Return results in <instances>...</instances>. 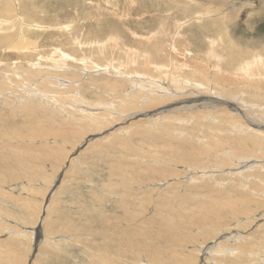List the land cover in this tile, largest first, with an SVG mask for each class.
Returning a JSON list of instances; mask_svg holds the SVG:
<instances>
[{
  "label": "rangeland",
  "instance_id": "obj_1",
  "mask_svg": "<svg viewBox=\"0 0 264 264\" xmlns=\"http://www.w3.org/2000/svg\"><path fill=\"white\" fill-rule=\"evenodd\" d=\"M263 3L0 0V264H157L142 237L178 258L170 263L264 264ZM59 55L68 67L53 62ZM163 77L194 96L198 82L212 101L169 120L180 112L171 99L151 109L155 126L120 131L149 119L127 122V110L161 95L154 86L139 108L123 106L138 91L131 81ZM97 114L106 128L91 124ZM229 200L237 207L225 211ZM208 207L215 222L202 216ZM217 242L234 253L202 252Z\"/></svg>",
  "mask_w": 264,
  "mask_h": 264
},
{
  "label": "bare ground",
  "instance_id": "obj_2",
  "mask_svg": "<svg viewBox=\"0 0 264 264\" xmlns=\"http://www.w3.org/2000/svg\"><path fill=\"white\" fill-rule=\"evenodd\" d=\"M206 2V1H205ZM5 4H7L6 3V1L4 2ZM264 4V3H263ZM18 17V16H17ZM7 19H5V20H0V24H6L7 23ZM14 21V20H13ZM11 22V21H10ZM22 22V21H21ZM185 22V21H184ZM24 25V24H23ZM27 26V25H26ZM36 27V26H35ZM252 29V28H251ZM254 29V28H253ZM2 33V32H1ZM18 36V35H17ZM14 37V36H13ZM12 39V38H11ZM113 39V38H112ZM260 40V39H259ZM5 41H7L6 40V36H0V42H2V43H5ZM19 41H24V39L23 38H20L18 41H17V43H16V46H17V44H18V42ZM209 41H210V43H209V45H210V50H209V52H213L214 53V51H212L213 49H212V46H214V44H215V40L214 39H212L211 37H210V39H209ZM26 42H27V45H28V47H31L30 45H31V43L30 42H28V39L26 40ZM252 42V41H251ZM106 46V45H105ZM99 48V47H98ZM248 51V50H247ZM59 52H61V54L62 55H64L65 56V54L68 56V58H70L71 59V57L67 54V53H65V52H62L61 50H59ZM208 54H210V53H208ZM54 55V54H53ZM134 55V54H133ZM58 56V55H57ZM210 56V55H209ZM259 56V55H258ZM257 56V57H258ZM42 57V56H41ZM59 57L60 58H53V62L55 63V64H57V65H59L61 68L63 67V68H65V67H68L69 65L67 64L68 63V61L69 60H67L66 58H64V57H62V56H60L59 55ZM211 57H213V56H211ZM86 57H84V56H81L79 59H81V61H83L84 59H85ZM149 59H150V57H148ZM47 59H48V57H47ZM46 59V60H47ZM73 59V58H72ZM254 59H256V58H254ZM51 60H52V58H51ZM74 61L76 60V59H73ZM90 60V59H89ZM250 61V60H249ZM84 62V61H83ZM85 62H87V58L85 59ZM39 63V62H38ZM148 63V62H147ZM87 64H89V63H87ZM87 64L85 65V66H87ZM90 64H91V62H90ZM93 64V63H92ZM261 64V63H260ZM249 64H247V65H244V67L243 68H241L240 69V72L241 73H245V72H248L249 70H250V65L248 66ZM95 66V65H94ZM185 67V66H184ZM57 68H58V66H57ZM155 68V67H154ZM162 68V67H161ZM67 69V68H66ZM69 69V68H68ZM88 69H91L90 67L88 68ZM87 69V70H88ZM95 69H96V67H95ZM185 69H187L186 67H185ZM101 70V69H100ZM156 70H160V69H156ZM163 70V69H162ZM165 72V71H164ZM160 73H162V75H165V76H167V77H169V79L171 80V79H173V77H174V75L171 73V72H169V73H163L162 71L160 72ZM135 74V73H134ZM137 74V73H136ZM180 74V73H179ZM138 77H140L139 75H137ZM161 76V75H160ZM47 77V76H46ZM130 78V77H129ZM135 78V77H134ZM141 78V77H140ZM164 78V77H163ZM165 79L166 78H164L163 80H164V83H162L161 84V86L158 84V82H156V80H151V81H149V80H142V79H135V80H133V81H131V83H132V87H133V90H138V91H135V92H133L132 93V97L130 98V99H128L127 101H125V102H123V106H126V105H128V106H132V107H130V108H132V109H137V108H139V107H137L136 106V104H137V102H140L139 100H138V95H141L140 93L142 92V91H145V92H150V90L151 89H154L153 87L154 86H156L155 88H157L158 90V92L161 94L160 96H159V94H157V96L155 97V95H154V97H148V99H145V100H142L143 102H141L142 103V107H145L146 108V110H140V111H134V112H128V110H127V112H126V114L127 115H125V117H124V119H125V121H127L128 122V120L129 119H131V118H133V117H136V116H138V115H141V116H144V118H149V119H147V120H144L143 122H138V121H136V122H132V123H130L128 126H125V127H123V128H119V130L121 131V130H123V129H128V131L127 132H129V130H132V129H135V127H138V125H140V124H142L143 123V125L145 126V125H149V126H155V124L158 122V119L156 118V117H150V116H152V111H151V109H153L154 107H156V104H161V103H163V102H165V103H168L167 101H169V100H171L172 99V101H171V103H173L172 105H174L173 106V108L175 107V109H178V110H180V112L178 111V112H176L177 110H173V111H171L170 113H169V115H168V119L169 120H172V117H174V116H179V117H181L180 115V113H181V111L182 110H189L191 113H194V111H196V109H197V107H198V105L199 104H201L202 102H206V101H209V102H211L212 100L211 99H209V100H207V99H205L204 98V94H203V91H202V93H200L199 91H201L202 89H203V85L202 84H200V83H198V82H194V83H192V89H194L193 91H198V93L197 94H199V95H193L194 93L193 92H189V93H185V94H182L181 93V88H178V89H173V88H171V85H169L170 83H168V82H166L165 81ZM182 78H180L179 80H181ZM225 79H226V77H225ZM167 80V79H166ZM172 81H174V80H172ZM178 81V80H177ZM185 81V80H184ZM129 82V81H128ZM160 82V81H159ZM189 82V81H188ZM27 83V82H26ZM71 83V82H70ZM190 83V82H189ZM172 84V83H171ZM184 84H186L187 85V81L184 83ZM185 85V86H186ZM256 86V85H255ZM51 87V86H50ZM184 86H182V88H183ZM186 88V87H185ZM207 88H209V87H207ZM251 88V87H250ZM184 89V88H183ZM156 90V89H155ZM210 90V89H209ZM132 91V90H131ZM20 92V91H19ZM148 92V93H149ZM155 92V91H154ZM185 92H187V91H185ZM10 93V92H9ZM153 94V93H152ZM154 94H156V93H154ZM206 94V93H205ZM43 95V94H42ZM9 96V95H8ZM126 96V95H125ZM153 96V95H152ZM213 96V95H212ZM211 96V97H212ZM40 97V96H39ZM210 97V96H209ZM21 99V98H20ZM39 99V98H38ZM8 100V99H7ZM75 100V99H74ZM211 100V101H210ZM52 101V100H51ZM54 101V100H53ZM11 104V103H10ZM215 104H217V102L215 103ZM162 105V104H161ZM209 105H211L210 103L208 104V106ZM218 105V104H217ZM160 106V105H159ZM200 106V105H199ZM207 106V105H206ZM87 107V106H86ZM120 107V106H119ZM135 107H137V108H135ZM169 107V106H168ZM216 107V106H215ZM161 108V107H160ZM171 108V107H170ZM172 108V109H173ZM207 108V107H206ZM80 110H81V112L83 111V113L85 112V114L87 113V116H90V114H88V110H87V108H85V106L84 107H80L79 108ZM78 109V110H79ZM108 109V108H107ZM143 109V108H142ZM159 109V108H158ZM164 108H162V109H159V110H163ZM100 110V109H99ZM98 110V111H99ZM156 110V109H155ZM263 110V109H262ZM126 111V110H125ZM168 111V110H167ZM101 113H102V111H100ZM110 112V111H109ZM112 112V111H111ZM123 112H124V110H123ZM160 112V111H159ZM211 112V111H210ZM214 112V111H213ZM220 112V111H219ZM113 113V112H112ZM129 113V114H128ZM183 113V112H182ZM261 113V112H260ZM164 114V113H163ZM198 114V113H197ZM241 114V113H240ZM239 114V115H240ZM258 114V113H257ZM116 115V114H115ZM211 115V114H210ZM212 115H214V114H212ZM211 115V116H212ZM92 116V115H91ZM94 116V115H93ZM111 116H112V114H111ZM121 116V115H120ZM86 117V116H85ZM84 117V118H85ZM119 116H117V118H118ZM117 118H115V119H117ZM88 119V118H87ZM110 119V118H109ZM122 119V117L120 118V120ZM251 119V118H250ZM111 120V119H110ZM142 120H143V118H142ZM244 120V119H243ZM119 122V121H118ZM251 122V121H250ZM109 123V122H108ZM83 124H85V123H83ZM91 124L93 125V126H95V128H101L103 125H104V127L106 128V124H107V119H105V115H104V117H101L100 115L98 116V114L95 116V117H93L92 118V122H91ZM89 125V124H88ZM114 125V124H113ZM134 125V126H133ZM167 126H169V127H171V126H173V123H168V124H166ZM56 126V125H55ZM78 126H80V125H78ZM123 126V125H122ZM143 126V127H144ZM148 126V127H149ZM71 127V126H70ZM75 127V126H74ZM56 128V127H55ZM65 128H67V127H65ZM80 128V127H79ZM93 128V127H92ZM57 129V128H56ZM72 129V128H71ZM70 129V130H71ZM74 129V128H73ZM72 129V130H73ZM94 129V128H93ZM139 129V128H138ZM145 129V128H144ZM143 129V130H144ZM140 130H142V128L140 129ZM62 131V130H61ZM64 131V130H63ZM74 131V130H73ZM97 131V130H96ZM111 131H113V129L111 130ZM136 131H139V130H136ZM57 132H58V130H57ZM74 132H76V131H74ZM101 133H102V131H100ZM123 132V131H122ZM132 132V131H131ZM146 132V131H145ZM170 132V131H169ZM38 132H36V134H37ZM52 133V132H51ZM56 133V132H55ZM98 133V132H97ZM110 133V132H109ZM115 133V132H114ZM138 133V132H137ZM44 134V133H43ZM53 134V133H52ZM105 134V133H104ZM120 134V133H119ZM131 134V133H130ZM7 135V134H6ZM77 135V134H76ZM116 135H118V133L116 134ZM140 135V134H139ZM34 136V135H33ZM71 135H69L68 137H70ZM105 136V135H104ZM27 137V136H26ZM40 137H41V135H40ZM86 137V136H85ZM106 137V136H105ZM96 138V137H95ZM94 138V139H95ZM106 139V138H105ZM92 142V141H91ZM180 143V142H179ZM91 146H92V144H91ZM59 148V147H58ZM57 148V149H58ZM135 149V148H134ZM62 150V149H61ZM58 151H59V149H58ZM63 151V150H62ZM61 151V152H62ZM141 151H142V149H141ZM65 152V151H64ZM154 152V151H153ZM237 152V151H236ZM155 153V152H154ZM168 153V152H167ZM51 154V153H50ZM239 154V153H238ZM59 155V154H58ZM185 157V156H184ZM165 158V157H164ZM185 158H187L188 159V157H185ZM55 162V161H54ZM44 170V169H43ZM115 173V172H114ZM142 178V177H141ZM50 189V188H49ZM48 190V189H47ZM57 192V191H56ZM54 195V194H53ZM240 198V197H239ZM216 200H217V198H216ZM236 201V200H235ZM247 201H248V197L247 198H245V201L244 202H242L241 204H240V208L242 207V209H244L245 210V205H246V203H247ZM234 201H226V203L225 204H222V208L224 207V209L223 210H225V211H230L229 209H231V208H234V210L236 209V207L237 206H235L234 205V203H233ZM208 205H210V204H208ZM200 206L202 207V209L201 210H204L205 208H206V206H204L202 203L200 204ZM204 206V207H203ZM247 206V205H246ZM200 207V208H201ZM210 207H208V210H206V212H208V213H206V215L204 216V215H202L203 216V218H205V219H208V220H211L214 216L212 215V214H214L213 213V211H212V209L210 208ZM217 211V210H216ZM238 211V209L236 210V212ZM200 212V211H199ZM239 212V211H238ZM235 213V212H234ZM185 214V213H184ZM187 216H190V215H187ZM198 219V218H197ZM200 219V218H199ZM215 220H216V217L214 218V219H212L211 220V222H215ZM159 221V220H158ZM162 222H163V224H162V226H165V228H164V230H163V233H161V235H165L166 234V232H167V228H166V224H167V222H169V220H162ZM170 222H173L174 223V227H179V222H181L180 221V217H173V219H172V221H170ZM175 222H178V223H175ZM159 224V223H158ZM46 225V229H45V227H44V225L42 226V232H39V234L37 235V237L38 238H40V240L42 241V238L44 239L43 241H44V244H46V237H45V234L47 233V232H49L48 230H49V225L46 223L45 224ZM40 228H41V226H39ZM38 227V228H39ZM115 228V227H114ZM159 228H161L160 226H159ZM45 229V230H44ZM116 229V228H115ZM133 229V228H132ZM127 230H129L128 228H126V230L125 231H127ZM159 230V229H158ZM96 231V230H95ZM175 232V231H174ZM146 233V232H145ZM172 233V232H171ZM43 234H44V237H43ZM49 234V233H48ZM146 235V234H145ZM232 235V234H231ZM40 236V237H39ZM49 236V235H48ZM47 236V237H48ZM239 236V235H238ZM232 237V236H231ZM231 237H229V238H231ZM264 237V236H263ZM50 238V237H49ZM229 238H227V239H229ZM141 239H143V237L142 238H137L135 241H137V246H138V248H139V250H142V251H145V252H148L149 253V259L150 260H152V262H158L159 264H163V263H166V262H168V263H170V261H173V262H175V261H178V258L176 257V258H174V260L173 259H170V258H164V257H162V256H159L158 254H156L154 251L155 250H153V249H151V247H152V245H147L148 244V242H141L140 240ZM39 240V241H40ZM48 240V239H47ZM171 240V239H170ZM230 240V239H229ZM42 241V242H43ZM50 241V240H49ZM48 242V241H47ZM173 242V241H172ZM43 244V243H42ZM49 244V243H48ZM47 244V245H48ZM223 244V243H222ZM133 247H134V244L132 245ZM149 247V248H148ZM162 248V247H161ZM101 249V248H100ZM135 249V248H134ZM146 249L148 250V251H146ZM207 249H209V252L207 251ZM127 250V249H126ZM159 250V249H158ZM234 250L235 249H233V248H231V247H226L225 248V246L224 247H222L220 244H219V242H217L216 244H215V247H213V248H211V245H210V248H208V246L206 247V250H203L202 252L203 253H205V255L206 256H211V255H214V254H232V253H234ZM41 251H45V249L43 248V249H41ZM47 251V250H46ZM140 253V252H139ZM142 253H140L139 255H141ZM137 255V254H136ZM175 256V255H174ZM180 256V255H179ZM117 257H119V256H117ZM137 257H139V256H137ZM140 258V257H139ZM142 258V257H141ZM140 258V259H141ZM217 258V257H216ZM262 258H264V256L262 257ZM210 259V258H209ZM117 260V259H116ZM119 260H117L116 262H118ZM136 262H137V260H135ZM142 261V260H141ZM212 262L211 263H213L214 261L213 260H211ZM139 262V261H138ZM138 262H137V264H138ZM142 262H144V261H142ZM141 262V263H142ZM147 262V261H146ZM179 262V261H178ZM208 262V261H207ZM262 262H264V261H262ZM119 263V262H118ZM157 263V264H158ZM167 263V264H168ZM177 263V262H176ZM176 263H170V264H176ZM181 263V262H180ZM226 263V262H225ZM124 264V263H123ZM143 264V263H142ZM216 264H218V263H216ZM219 264H221V262L219 263Z\"/></svg>",
  "mask_w": 264,
  "mask_h": 264
}]
</instances>
